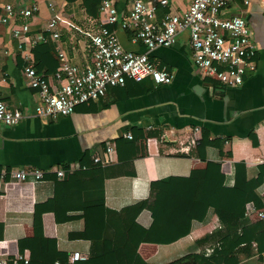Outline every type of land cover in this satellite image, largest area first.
<instances>
[{"label": "crops", "instance_id": "obj_1", "mask_svg": "<svg viewBox=\"0 0 264 264\" xmlns=\"http://www.w3.org/2000/svg\"><path fill=\"white\" fill-rule=\"evenodd\" d=\"M144 1L156 5L159 21L166 11L186 9L191 0H167L165 7L158 0ZM31 2H38L39 11L27 20L30 27L27 35L32 38L41 31L46 40L34 46L29 39L19 43L11 36L10 28L24 19L14 16L8 23L0 22V44L4 47L0 52V77L5 78V82L0 81V99L22 113L17 124H0V170L22 167L48 170L55 165L72 163L87 166L74 171L85 170L89 174L73 181L66 178L74 171L65 179L48 172L38 180L27 178L18 183L0 180V256L12 258L15 253L27 250L21 252L17 242L32 235L33 218L39 216L44 236L54 239L56 253L66 255L67 260L74 252L87 257L89 239L97 237L103 229L104 222L99 218H103L104 209L118 212L143 200H161L167 190L166 179L188 176L192 169H203L209 176L222 177L225 185H232L233 164L243 161L247 176L259 182L255 190L261 191L264 183V12L258 0H249L248 4L229 0L227 4L228 13H240L254 26L258 44L257 68L247 72L240 85L226 87L215 79L202 77L193 64L185 32L178 34L173 45L147 51L140 42L131 41L130 30L119 24L107 25L125 49L147 51L158 68L170 71L171 82L154 83L150 77L141 81L127 79L123 86L110 87L99 99L79 104L71 114L55 118H41L36 114L38 98L35 89L26 83L24 57L32 56L36 69L44 73L50 84L57 85L53 77L57 68L53 41L42 30L51 15L48 3H64L67 13H73L78 19L84 11L95 15L100 0H0V14L5 3L18 9ZM115 4L121 11L129 2L116 0ZM59 42L75 64L89 60L86 40L78 30L62 32ZM194 126H199L201 138L204 134L207 139L203 151H198L196 146L188 153L177 151L178 141L189 137ZM128 132L131 138L126 137ZM146 137L153 138L149 146L145 144ZM110 141L116 145L115 160L102 166L93 164L92 157L101 155ZM62 180L66 181L60 184ZM100 184L104 204L81 211L79 206L86 191L97 192ZM56 196L60 201L53 200ZM64 211L70 218L56 220L55 216H64ZM118 216L113 215L114 219ZM151 222V213L144 208L127 230L129 242L147 264H196L192 256L186 255L200 251L208 254L213 248L209 242L197 245L196 239L220 226L216 214L209 208L204 221L192 220L186 236L167 243L144 241ZM257 222L264 224V220H257L245 226L251 225L255 233ZM173 233L170 229L167 232L160 229L156 238ZM231 242V236L217 240L215 245L219 249L211 261L223 264L227 251L242 245ZM254 251L249 257L258 259ZM237 257L238 264H245L248 259L243 253H237Z\"/></svg>", "mask_w": 264, "mask_h": 264}, {"label": "built area", "instance_id": "obj_2", "mask_svg": "<svg viewBox=\"0 0 264 264\" xmlns=\"http://www.w3.org/2000/svg\"><path fill=\"white\" fill-rule=\"evenodd\" d=\"M115 1L100 0L95 15L84 11L78 19L73 13H67L64 3H48L51 15L42 30L47 31L53 41L58 61L53 77L57 85L50 84L44 73L36 69L32 56L24 57L23 67L26 83L36 91L38 102L35 111L41 118L69 115L77 105L99 99L110 87L123 86L127 79L141 81L150 77L154 83L171 82L172 73L165 68H158L150 60L147 51L159 46L173 45L178 34L183 32L187 34L193 64L202 77H210L223 86L233 87L242 83L247 72L257 68L258 44L254 26L240 13L227 12L229 0H191L186 9L181 12L166 11L159 21L156 19V5L144 0H128L127 8L119 11ZM242 1L249 3V0ZM158 3L165 7L167 0H158ZM258 3L264 12V0H258ZM38 11V2H31L18 9L10 3H5L2 6L0 22L8 23L14 16L23 18V22L11 26V36L19 43L29 39L30 45L34 46L37 42L46 40L41 31L32 38L27 35L30 31L27 20L34 17ZM115 24L130 30L131 41L140 42L147 51L125 49L115 31L107 27ZM74 30H78L85 38V48L90 54L89 60L81 65L70 60L59 42L62 32L72 33ZM2 51L4 47L0 44V52ZM0 81L5 82V78L0 77ZM21 118L22 113L19 110L9 108L5 101L0 99V124L15 125ZM125 135L132 137L129 132ZM200 139L201 128L194 126L189 137L178 141L177 151L188 153ZM152 141L153 138L146 137V146ZM115 156L116 145L110 141L101 155L92 157V163L107 165L115 160ZM86 168L85 165L66 163L55 165L48 170L36 167L4 169L0 170V180H10L12 183L27 178L38 180L48 172L63 179L76 169ZM260 195L264 198V183ZM244 216L249 218L250 222L264 220V209L255 207L253 202H247ZM252 245L255 246L256 243L253 242ZM86 258L74 252L67 264ZM8 263L40 264L30 259L28 250L15 253L12 258L0 256V264ZM55 264L59 262L56 261Z\"/></svg>", "mask_w": 264, "mask_h": 264}, {"label": "trees", "instance_id": "obj_3", "mask_svg": "<svg viewBox=\"0 0 264 264\" xmlns=\"http://www.w3.org/2000/svg\"><path fill=\"white\" fill-rule=\"evenodd\" d=\"M57 65L58 61H56ZM38 68H40V64ZM206 143L207 139L202 134V138L195 148L198 151L199 149L203 151ZM233 166L234 182L232 185H225L222 177L209 176L203 169H192L188 176L168 177L166 179L167 190L161 200H143L118 212L104 209L105 214L101 212L103 218H99L104 222L103 229L97 237L89 239L90 247L87 258L75 261L73 264H147L127 238L130 224L144 208L150 211L152 217V222L144 235V241L167 243L186 236L190 232L192 220L204 221L208 209L212 208L220 226L196 239L197 245L208 242L213 244L212 251L208 254L205 251H200L186 256H192L196 264H217L210 259L219 249L215 243L217 240L231 236V243L238 241L242 245L228 250L222 260L223 264H238L237 253H243L249 257L253 254V249H255L254 253L258 255L259 261L264 264V224L262 222L254 224L255 233H253L251 225L245 226L250 223V219L244 216L245 204L248 201H252L255 207L264 209V199L260 196V190L258 192L255 190L259 182L253 177L247 176L243 161L234 162ZM88 174V171L78 170L71 173L66 179L73 181ZM63 181L66 180H62L60 184ZM98 189L94 193L86 191L87 194L80 202L79 209L81 211L104 204L101 184ZM53 200L60 201L57 196L53 197ZM57 211L59 210L54 209V212ZM63 214L62 217L55 216V219L67 220L70 218L65 216V211ZM116 214L119 216L114 219L113 215ZM85 221H88L87 217ZM159 225H161L160 229H166V232L170 229L174 233L156 238L157 231L160 230ZM32 227V235L21 238L17 242L21 252L23 249H27L30 259L39 260L40 264H55L56 261L59 264H67V256L56 253L54 239L44 236L39 216L33 218ZM239 228H241L240 233L238 232ZM80 236H83V232L80 233ZM253 242L256 243L255 246L252 245Z\"/></svg>", "mask_w": 264, "mask_h": 264}, {"label": "rangeland", "instance_id": "obj_4", "mask_svg": "<svg viewBox=\"0 0 264 264\" xmlns=\"http://www.w3.org/2000/svg\"><path fill=\"white\" fill-rule=\"evenodd\" d=\"M246 258H248V259L246 260L245 264H259L260 263L259 260L253 256L252 257H246Z\"/></svg>", "mask_w": 264, "mask_h": 264}, {"label": "flooded vegetation", "instance_id": "obj_5", "mask_svg": "<svg viewBox=\"0 0 264 264\" xmlns=\"http://www.w3.org/2000/svg\"><path fill=\"white\" fill-rule=\"evenodd\" d=\"M173 264H174V263H173ZM175 264H189V263H188V262H186V263H183V262H182V263H181V262L179 263V262H178V263H175Z\"/></svg>", "mask_w": 264, "mask_h": 264}]
</instances>
